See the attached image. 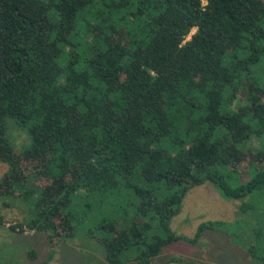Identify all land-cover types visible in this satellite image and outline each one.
I'll return each instance as SVG.
<instances>
[{
    "label": "trees",
    "instance_id": "1",
    "mask_svg": "<svg viewBox=\"0 0 264 264\" xmlns=\"http://www.w3.org/2000/svg\"><path fill=\"white\" fill-rule=\"evenodd\" d=\"M0 162V196L31 207L17 232L50 247L97 208L81 232L107 263L158 264L223 225L170 230L187 191L211 183L254 212L234 240L264 264V0H0Z\"/></svg>",
    "mask_w": 264,
    "mask_h": 264
},
{
    "label": "rangeland",
    "instance_id": "2",
    "mask_svg": "<svg viewBox=\"0 0 264 264\" xmlns=\"http://www.w3.org/2000/svg\"><path fill=\"white\" fill-rule=\"evenodd\" d=\"M194 31L195 28L191 33ZM7 133L13 149L21 151L26 145L25 132L14 121L7 120ZM251 144L257 146L258 142L253 140ZM7 170L8 166L0 162V178ZM242 201L220 196L211 183L192 186L181 201L180 212L172 217L170 230L181 236L193 237L202 222L221 221L223 225L203 231L197 243L178 240L168 244L155 258V262L185 264L168 261L177 257L200 264H259L249 257L242 242L234 240L243 238L245 241L247 237L244 234L247 236L255 223L252 221L254 212L240 209ZM30 210V204L17 196H0V264H41L50 250L53 251V257L46 264H109L104 259L102 247L95 239L81 232L85 228L94 227L102 219L99 209L95 208L88 214L75 237L59 243L55 248L50 247L45 233L30 230L17 232L18 224L29 218ZM154 225L157 226V223ZM10 226H15V230H11ZM158 233L162 234V231ZM258 242L260 246L257 250L261 253L260 249L264 250V247L261 241ZM29 249L35 250L34 259L28 257ZM126 264L137 263L129 261Z\"/></svg>",
    "mask_w": 264,
    "mask_h": 264
}]
</instances>
